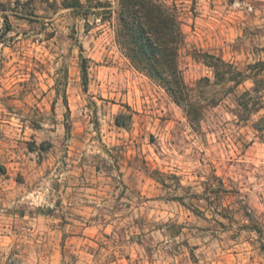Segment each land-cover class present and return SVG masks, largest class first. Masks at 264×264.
I'll use <instances>...</instances> for the list:
<instances>
[{
  "label": "rangeland",
  "instance_id": "1",
  "mask_svg": "<svg viewBox=\"0 0 264 264\" xmlns=\"http://www.w3.org/2000/svg\"><path fill=\"white\" fill-rule=\"evenodd\" d=\"M157 1L189 105L120 0H0V264H264V82L205 63L264 62V0Z\"/></svg>",
  "mask_w": 264,
  "mask_h": 264
},
{
  "label": "trees",
  "instance_id": "2",
  "mask_svg": "<svg viewBox=\"0 0 264 264\" xmlns=\"http://www.w3.org/2000/svg\"><path fill=\"white\" fill-rule=\"evenodd\" d=\"M119 5L121 38L129 58L163 85L177 104L189 105L190 90L186 88L176 62L181 32L174 13L157 0H120ZM81 7L79 3L71 6L75 9ZM206 57L205 63L213 69L218 83L222 82L225 76L236 86L246 79H253L255 83L264 82V62L249 65V73L244 74L222 59L209 55ZM82 71L83 81L86 83L87 72L84 66ZM116 124L121 126L119 118Z\"/></svg>",
  "mask_w": 264,
  "mask_h": 264
}]
</instances>
